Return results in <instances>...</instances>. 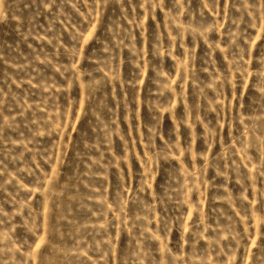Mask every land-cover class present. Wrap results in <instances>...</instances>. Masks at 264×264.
Instances as JSON below:
<instances>
[{
	"label": "rangeland",
	"instance_id": "374dc122",
	"mask_svg": "<svg viewBox=\"0 0 264 264\" xmlns=\"http://www.w3.org/2000/svg\"><path fill=\"white\" fill-rule=\"evenodd\" d=\"M0 264H264V0H0Z\"/></svg>",
	"mask_w": 264,
	"mask_h": 264
}]
</instances>
